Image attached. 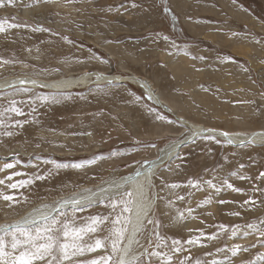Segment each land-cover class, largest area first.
I'll use <instances>...</instances> for the list:
<instances>
[{
    "label": "rangeland",
    "instance_id": "1",
    "mask_svg": "<svg viewBox=\"0 0 264 264\" xmlns=\"http://www.w3.org/2000/svg\"><path fill=\"white\" fill-rule=\"evenodd\" d=\"M0 22L6 29L0 32V79L24 74L50 79L85 71L114 77L99 82L92 74L94 81L62 90L44 84L0 88V168L15 164L0 171L5 181L0 192L17 201L0 199V225L24 220L31 206H47L36 207L39 212L56 207L67 193L84 195L146 165L157 150L179 138L156 134L157 125L179 130L182 137L191 132L183 130L175 112L240 135L264 127V0H3ZM161 53L181 61L171 68ZM130 71L160 85L158 98L164 94L174 106L157 104L128 79L118 81ZM13 100L23 115L5 112ZM17 120L26 123L18 126ZM206 135L214 136H194L173 159L159 164L151 188L155 206L148 218L154 223L147 221L138 235L137 251L142 250L134 256L139 264H162L161 258L145 254L153 251L171 255V264H264V178L257 179L264 172V144L228 143L218 136L204 139ZM12 173L20 175L8 180ZM28 179L32 183L25 187H7ZM189 179L200 186L192 187ZM225 181L242 191H232ZM172 184L179 187L170 188ZM249 198L255 204H245ZM131 200L126 193H109L86 202L82 211L67 205L55 212L61 224L74 219L77 227L87 217H108L82 241L86 247L101 239L105 247L85 251L72 264L109 255L110 264L116 263L112 222L120 216L115 227L127 229L129 213L123 207L126 203L131 209ZM112 201L118 202L115 209ZM25 227L35 234L33 225ZM197 237L199 244L182 243L180 252L172 251L173 240ZM4 239L6 251L18 255L24 250L11 248L10 235ZM235 244L243 247L233 256ZM35 264H47V259Z\"/></svg>",
    "mask_w": 264,
    "mask_h": 264
},
{
    "label": "snow or ice",
    "instance_id": "2",
    "mask_svg": "<svg viewBox=\"0 0 264 264\" xmlns=\"http://www.w3.org/2000/svg\"><path fill=\"white\" fill-rule=\"evenodd\" d=\"M13 2V0H9V3ZM0 3H3V0H0ZM135 7V5H133ZM167 10V9H166ZM9 27H18V25H9ZM6 29L4 27V23L0 22V32H4ZM37 31L41 29H35ZM47 31V29H44ZM67 39V37H65ZM165 39H167L165 37ZM7 63V61H5ZM19 83L23 84L25 81H20ZM29 83L35 84L36 81H29ZM23 91H28V89H23ZM46 99V98H45ZM17 102L15 100L10 102L9 108L5 109V112H11L15 113L16 115H23V112L19 107L16 106ZM0 115H3V113H0ZM162 117H158V119H161ZM2 123V121H0ZM26 121H16V124L18 126H22ZM203 132H213L215 130L213 129H206L201 130ZM200 132H193V136L199 135ZM3 135L10 136L12 135L11 132H5ZM220 135L224 136L225 138L229 137V133L227 132H221ZM256 135H264L262 133H255ZM204 139H215L214 136L206 135L203 137ZM228 143H232L233 141L231 139H227ZM253 140H249V143H253ZM183 144V141L180 142ZM243 143V141L241 142ZM88 163H94V161H88ZM146 164H150L152 162L145 161ZM15 167L14 163H5L3 165V168H0V171H3L4 169H12ZM57 167H67V165H57ZM72 167L79 168L81 167L80 164H73ZM139 175V173H137ZM14 175H20V173H12L10 176L7 177L8 180L12 179V176ZM247 177L241 176L240 179H246ZM264 178V172H261L257 179ZM37 180L45 179L44 176H36ZM5 181L3 179H0V184H4ZM32 183L31 179L28 180H19L14 183H10L7 185L9 189H19L22 187H25ZM206 183L209 184V186L214 187L212 185L211 181H206ZM188 184L191 185L194 188H198L199 181H193L189 179ZM225 184L228 188L232 189V191L235 192H241L242 189L235 188L232 184L227 183L225 181ZM170 188H177L179 185L172 184L169 185ZM87 191V190H85ZM94 195V194H93ZM130 195V194H129ZM179 199H183V197H178ZM0 199H3L5 201L10 202H17L15 200L14 195H8L3 192H0ZM88 203L89 205L93 203V197L92 196H86L81 197L79 199L72 198L70 200L62 201L59 205V207H63L65 205H71L73 208V211H82L83 206L85 203ZM208 201L205 200L202 203H207ZM117 201H112L111 207L113 209L117 206ZM171 203V202H170ZM223 203V201H221ZM245 204H255V201L249 200L244 201ZM42 207H47L46 205ZM36 210H34L35 212ZM56 209L53 208L51 212H46L41 215H33L30 219L25 218L22 221H18L12 225H0V264H35L36 261H45L47 259V264H65V262H68V264H72L73 258L76 256L83 255L85 251L88 252H95L98 249L104 248L105 244L104 241L101 239H96L94 243L88 244L86 247L82 244V241L84 237L87 234L90 233H96L100 227L107 219L108 217H99V216H93V217H87L85 218L87 223L82 224L81 226L77 227L75 225L74 219L68 220L65 219L63 223L61 224L60 220L53 217L52 213L55 212ZM130 209L127 206V204H124L123 212H129ZM191 209H188V212L191 213ZM238 215V213H234ZM127 222L128 218H124ZM179 219H183V213H180ZM39 222H42L39 223ZM121 217L117 216L116 219L112 222L114 227L111 231V250L114 255H118L119 258L116 261V264H139L138 259L136 257H132L131 259L127 258L128 249L131 246L132 240H129V244L125 246V248L121 249L120 244L121 241L125 239V232L126 227H115V225L120 224ZM148 223H154L153 221L149 220ZM158 224V221L155 222ZM262 225H264V221L260 222ZM26 225H33L35 229V234H33L32 229L25 227ZM221 229L225 228V225L219 226ZM257 226L253 224H249L248 228L255 229ZM140 228L137 227L136 231H139ZM17 234H19L20 237H24L23 240L19 239ZM235 235V230L232 233ZM11 236V248L13 250H16L18 248L23 247L24 250L20 251L18 255H14L11 252L6 251V244H5V236ZM157 238H159V233L156 234ZM201 235H204L203 232H201ZM261 236H264V231L260 232ZM62 238V239H61ZM212 239L215 238V235L210 237ZM107 239V238H106ZM42 241V242H38ZM182 243L187 244H199L200 240L199 237L197 238H190L187 241H180V240H173L172 241V251L173 252H180L182 250L181 245ZM28 247H25V246ZM243 246L240 244L233 245L231 251L232 255L235 256L242 248ZM244 251H247L245 248ZM150 256L159 257L162 259V264H171L172 262V256L166 255L162 252L153 251L151 253H145ZM261 261L264 262V256L260 257ZM113 260V256H101L97 259H93L90 261H87V264H110V261ZM181 264H184V261H181ZM196 264H200V261H197Z\"/></svg>",
    "mask_w": 264,
    "mask_h": 264
},
{
    "label": "bare ground",
    "instance_id": "3",
    "mask_svg": "<svg viewBox=\"0 0 264 264\" xmlns=\"http://www.w3.org/2000/svg\"><path fill=\"white\" fill-rule=\"evenodd\" d=\"M57 8V7H56ZM179 8V7H178ZM236 9V8H235ZM238 9V8H237ZM226 10V9H225ZM230 11V10H229ZM60 13V12H59ZM164 52V51H163ZM165 53V52H164ZM161 53V57L167 62V65H169L171 68L175 64H177L181 60H175V59H169L167 58V55ZM167 58V60H166ZM183 62V61H182ZM182 65V63H181ZM184 65H182L183 67ZM184 67L182 69H179L180 72L184 73ZM190 69V68H189ZM183 70V71H182ZM191 70V69H190ZM178 71V69H177ZM131 72V71H130ZM96 73V74H95ZM96 75V80L99 82L108 80V79H113V75H108L106 71H95L93 73H86L83 72L81 74H68L67 76H58L50 79H44L40 78L31 74H24L20 76H12V77H3L0 79V88H5L9 85H14V84H21L19 83L20 81H25V85H42L44 84L45 87H50L53 89L57 90H62V89H70L74 85H80V84H86L89 81H94L92 79H89L91 75ZM190 74V73H188ZM181 75V74H180ZM176 76V75H175ZM184 76V75H183ZM186 77V76H184ZM183 77V78H184ZM8 78V79H5ZM123 79H128L129 81L139 84V86L142 87V89L146 92H149L148 94L154 97L155 101L163 104H167L168 102L173 105L175 103L174 101H169V99L166 98V96L163 94V99L158 98V96H162L160 94L163 93V90H161L160 85L157 87L155 86L154 82H151V79H148V77H145L143 75L137 74L136 72H131L130 76H121L118 81H123ZM188 80V79H187ZM222 80V79H221ZM29 81H36L35 84L29 83ZM193 84V83H192ZM159 91H158V89ZM155 94V96H154ZM158 95V96H157ZM170 98V97H169ZM172 98V97H171ZM165 101H168L167 103ZM163 106V105H162ZM174 106V105H173ZM166 107V106H165ZM172 109V108H171ZM166 110V109H165ZM184 111H179L175 112V118H178L180 120V123L185 126V128L180 127L183 130H186V127L191 130L190 133L185 134V136L182 137V134L179 133V130H171L169 131V127H166L164 125H157L156 131H158L156 134H167V135H174L179 137L176 140L171 141L169 144H167L165 147L162 149H159L156 151V154L154 157L150 159L149 162H152L150 164H146L144 166L138 167L133 169L132 171L126 173L125 175L119 176V177H113L107 181H104L103 183L99 184L96 186V189L90 190L88 193L84 195H77L78 191H72L71 193H67L66 196L60 198L59 200L65 201V200H70L72 198H81V197H86V196H92L93 200L97 199L98 197H102L106 194H112V193H119V194H124L131 196V209L129 215H128V227L127 231L125 233V239L121 242L120 247L121 249L125 248L129 244V240H132L131 246L128 249L127 253V258L131 259L134 255L139 253L137 250L139 249L140 246L137 245L138 241V235L141 234L145 224L147 221H149V215L152 212L154 206H155V198H154V192L151 193V188H152V181L153 177L155 174H157L158 166L161 164L163 161L168 160V159H173L175 155L178 153L182 145L186 142L191 141V139L194 137L193 132H200V134H212L214 136H218L220 138H223L225 140L231 139L233 142L232 143H240L244 142L247 140H253V143L256 144H264V135H256L254 136L253 134L255 133H262L264 134V127L263 128H256L254 131L251 132V134H238L237 131H232L229 129H221L217 128L214 126H207L204 125L200 122L192 121L190 120V116H185ZM187 113V112H186ZM185 113V114H186ZM189 118V119H187ZM180 129V130H181ZM206 129H213L215 131L213 132H203L201 130H206ZM178 131V132H177ZM177 132V134L175 133ZM221 132H227L229 133V137L225 138L224 136L220 135ZM199 134V135H200ZM197 135V136H199ZM157 136V135H156ZM196 136V137H197ZM183 141V144L180 142ZM139 173V175L137 174ZM6 176V175H5ZM94 194V195H93ZM61 202H59L57 205L52 208H49L47 210L39 212L36 207H42L41 203L38 206H31L29 212L25 214L22 218H31L33 215H41L46 212H51L53 208H63L66 207L67 205L63 207H59ZM68 207H72L70 204ZM34 210H36L34 212ZM59 210V209H58ZM56 210V211H58ZM55 211V212H56ZM55 212L52 213V215L55 214ZM21 221V218L16 220V222ZM137 227L140 228L139 231H136ZM138 247H137V246ZM137 247V249H134V247ZM136 257V256H134ZM116 264V263H115Z\"/></svg>",
    "mask_w": 264,
    "mask_h": 264
},
{
    "label": "water",
    "instance_id": "4",
    "mask_svg": "<svg viewBox=\"0 0 264 264\" xmlns=\"http://www.w3.org/2000/svg\"><path fill=\"white\" fill-rule=\"evenodd\" d=\"M152 98H153V97H152ZM153 100H154V98H153ZM154 101H155V100H154ZM155 102H156V101H155ZM156 103H157V102H156ZM157 104H159V103H157ZM160 105H161V104H160ZM58 209L60 210L61 208H56V210H58Z\"/></svg>",
    "mask_w": 264,
    "mask_h": 264
}]
</instances>
